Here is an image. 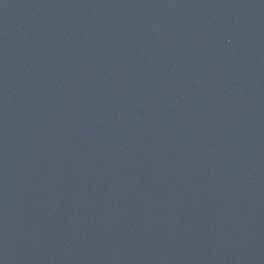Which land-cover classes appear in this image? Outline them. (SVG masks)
<instances>
[{
	"label": "water",
	"instance_id": "1",
	"mask_svg": "<svg viewBox=\"0 0 264 264\" xmlns=\"http://www.w3.org/2000/svg\"><path fill=\"white\" fill-rule=\"evenodd\" d=\"M0 264H264V0H0Z\"/></svg>",
	"mask_w": 264,
	"mask_h": 264
}]
</instances>
